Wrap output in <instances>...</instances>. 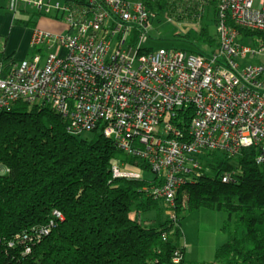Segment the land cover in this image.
Returning a JSON list of instances; mask_svg holds the SVG:
<instances>
[{
    "label": "built area",
    "instance_id": "1",
    "mask_svg": "<svg viewBox=\"0 0 264 264\" xmlns=\"http://www.w3.org/2000/svg\"><path fill=\"white\" fill-rule=\"evenodd\" d=\"M6 1L68 31L36 29L30 59L0 62V115L46 103L68 119L69 134L100 131L125 159L113 178L151 180L149 195L171 210L183 185L203 175L207 154L237 159L254 148L264 171V42L245 34H264V0H192L202 5L199 22L214 15L217 47L203 54L146 49L152 23L174 19L142 1ZM171 264L189 263L176 249Z\"/></svg>",
    "mask_w": 264,
    "mask_h": 264
},
{
    "label": "trees",
    "instance_id": "2",
    "mask_svg": "<svg viewBox=\"0 0 264 264\" xmlns=\"http://www.w3.org/2000/svg\"><path fill=\"white\" fill-rule=\"evenodd\" d=\"M141 1L174 21L203 14L192 0ZM245 34L264 42V34ZM199 41L215 43L207 27ZM0 62L7 69L14 61L0 53ZM67 126L46 103H18L0 115V264H171L176 249L185 252L181 217L202 210L225 216L227 241L209 264H264V171L254 148L237 159L207 154L203 175L183 185L171 210L149 195L151 180L113 178L125 159L100 131L86 139ZM150 213L153 223L143 220Z\"/></svg>",
    "mask_w": 264,
    "mask_h": 264
},
{
    "label": "rangeland",
    "instance_id": "3",
    "mask_svg": "<svg viewBox=\"0 0 264 264\" xmlns=\"http://www.w3.org/2000/svg\"><path fill=\"white\" fill-rule=\"evenodd\" d=\"M125 1L129 3L141 2V0ZM29 10L33 11V8L30 7ZM154 12L160 13V11ZM16 15L21 16L20 12L16 13ZM204 16L205 18H203L200 22H194L192 20L170 22L163 15H161L160 18L152 23V28L149 32V39L144 44L145 48L154 51L160 49H174L184 51L204 49L211 51L212 48L217 47V42L215 40L217 37V30L214 22V15H211L210 10L205 11ZM14 26L26 27L24 25L18 26L15 24ZM28 27L29 26H27V28ZM204 27H207L209 29L210 36L212 40L215 41L212 46L203 44L201 41H199L200 32ZM15 33L16 29L13 31L11 38L8 40V45L7 43H5V45H7V52H9V46L11 48H15V53L12 52L11 54H14L13 58L17 60L18 57L22 56V52L20 50V44L16 43ZM47 33L59 34L52 32ZM82 138L91 139L92 136L90 134H86ZM143 220H149L151 221V223H153L156 220V215L155 213H150L148 215H145L143 217ZM224 220L225 216L223 214L213 213L210 211H200L191 214L187 213L181 217L180 225L182 229V239L180 241V244L184 247V249L186 248L187 259L185 258V260L189 264H193V262L196 261L200 262V260H214L216 251L227 241V238L221 231ZM190 259H195V261L190 263Z\"/></svg>",
    "mask_w": 264,
    "mask_h": 264
},
{
    "label": "crops",
    "instance_id": "4",
    "mask_svg": "<svg viewBox=\"0 0 264 264\" xmlns=\"http://www.w3.org/2000/svg\"><path fill=\"white\" fill-rule=\"evenodd\" d=\"M29 9L30 8L22 6L18 11L20 12L21 16H18L16 15V13H13L9 10L8 3L6 0H0V53H4L6 58L11 57L14 62L28 60L33 56L34 51L31 48V39L34 30L39 29L45 32L59 34H64L68 31L67 26L65 24L59 21H51L45 17H40L36 15L34 11H30ZM14 24L18 26L24 25L26 27H15ZM27 26H29L30 28H27ZM15 29V40L16 43L20 44V50L22 52V56L18 57L17 60L13 58L14 54H11L12 52L15 53V48H11L9 46V52H7L6 49L9 43L8 40L11 38V35ZM5 43H7V45H5ZM203 211L208 212L206 210H202V212ZM184 250L185 258L187 259L186 248ZM193 261H195V259H190V263ZM200 262L196 261L193 262V264H209L212 263L213 260H200Z\"/></svg>",
    "mask_w": 264,
    "mask_h": 264
}]
</instances>
